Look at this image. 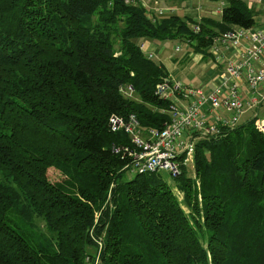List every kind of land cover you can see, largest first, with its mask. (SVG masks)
<instances>
[{"label":"trees","instance_id":"1","mask_svg":"<svg viewBox=\"0 0 264 264\" xmlns=\"http://www.w3.org/2000/svg\"><path fill=\"white\" fill-rule=\"evenodd\" d=\"M159 13L141 0H0V264H84L97 238L100 264H264L260 113L198 140L193 174L180 155L177 173L136 168L126 128L161 131L172 116L158 90L172 78L140 38L215 57L225 32L260 22L246 0L199 20Z\"/></svg>","mask_w":264,"mask_h":264},{"label":"built area","instance_id":"2","mask_svg":"<svg viewBox=\"0 0 264 264\" xmlns=\"http://www.w3.org/2000/svg\"><path fill=\"white\" fill-rule=\"evenodd\" d=\"M257 1L262 2L263 0ZM244 38L251 40V50L244 55L243 59L228 63L226 81L232 84L228 87V93L224 94L226 87L224 90L222 87H217L205 91L203 88L187 86L178 79H172L171 82L160 84L158 89L162 95L173 99L169 124L161 131L150 129L152 134L158 138L148 136L147 138L151 137L150 142L141 141L136 137L137 122L132 120L127 125L126 128L136 144L143 143V146H138L141 150L134 157L137 158L143 151H145V155L149 156L148 163L142 164L141 170L149 166L154 170L168 169L177 173L180 163L175 160V154L180 153L178 149H183L186 155L191 154L194 149L193 142L187 139L188 131L203 129V132L211 133L217 131L221 123L234 125L244 112L246 104L253 107L259 102L262 96L261 88L264 87V65H258L264 56V18L257 26L225 32L218 42H230L232 45L238 46ZM217 43L213 45L215 53L218 51ZM238 80L244 81L242 86L248 90V100L243 98L237 83ZM178 94H182L185 99H188V103H179ZM226 109L233 112L229 118H225L223 115ZM112 120L114 123H121L118 118L114 117ZM257 125L260 130L264 131V120L258 122ZM185 157L183 162L187 160ZM135 166L140 170V164H135Z\"/></svg>","mask_w":264,"mask_h":264},{"label":"crops","instance_id":"3","mask_svg":"<svg viewBox=\"0 0 264 264\" xmlns=\"http://www.w3.org/2000/svg\"><path fill=\"white\" fill-rule=\"evenodd\" d=\"M246 1L249 8L252 11H254L256 22H260L264 18V0L262 2H258L257 0H246ZM184 2L185 4L183 5ZM168 3L172 4L173 1L154 0L150 8H152L153 11L156 10L157 8H167L168 6H171V5H167ZM174 4L179 6L175 8ZM174 4H172L174 6V9L171 8L172 9L171 12H177L179 7H185L184 9L185 12L187 13L186 16L191 17L193 20H199L201 19L202 16L205 15V14L203 15L201 11L195 10L196 7H192V0L177 1L174 2ZM219 11L220 9H218L216 13H218ZM211 12H215V11H211L208 9L207 14ZM154 13L156 14L159 13V10L158 12L154 11ZM157 41H158L157 39L149 40L144 38H140L138 40V42L140 43V45L147 54H150L153 58L156 57L155 60L162 61L164 63L172 79H178L187 86H191L194 88L195 87L203 88L205 91L217 87H222L224 90L226 87L224 94L228 93V87L232 85L230 82L226 81V77L228 75V71L226 67L228 63L233 61H238L239 59H243L244 55L250 52L252 45V42L249 38H244L241 44L238 46H234L230 42L224 43L222 41H219L216 45L218 46V51L216 53L214 52V46H212L211 48L213 53L215 54V57L214 56L204 57L202 53L194 52L190 50L188 46L181 47V50H179L180 54L176 55L172 53L171 51L172 49L170 47H167L166 44L158 43ZM178 45L179 44H176V46ZM258 65L260 66L264 65V56L262 57V61L259 62ZM237 83L240 87L239 90L244 96V99L248 100L249 99L248 90L246 87L242 86L244 84V81L238 80ZM263 89L264 88L261 89V94L262 91H264ZM262 95L263 97L261 102L263 103L264 94ZM188 101H189L188 99H184V98L179 99V103H187ZM246 106L248 107V109H251V107L248 106L247 104ZM255 106L252 108H255ZM259 111H261V107H259V109L256 110L254 114L256 115L257 113H260ZM224 114L227 116V112H225ZM245 114L246 113L244 111L243 115L240 118V122H242L241 119ZM255 115H252L251 117ZM249 118H246L245 120Z\"/></svg>","mask_w":264,"mask_h":264},{"label":"rangeland","instance_id":"4","mask_svg":"<svg viewBox=\"0 0 264 264\" xmlns=\"http://www.w3.org/2000/svg\"><path fill=\"white\" fill-rule=\"evenodd\" d=\"M141 1H142V3L147 8H149L153 4V1L154 0H141ZM227 2H228V0H192V7H196L195 10L201 11V13H203V15L204 14H207L208 9L211 10V11H215V12H211V14L218 15V14H220L222 8L225 6V4ZM172 4H174V3H172ZM172 4L168 3L167 5H171V6H168L167 8H157L154 11L155 12H158V10H159V12H161V10H169V11H171L172 9H174V6ZM184 4H185V2L183 3V5ZM177 6H179V5H175V8H177ZM163 7H166V6H163ZM184 8L185 7H179L177 13L180 14V15H182V16H186L187 13L185 12V9ZM218 9H220V11L218 13H216V11ZM166 40H158L157 42L158 43H164V44H166L167 47H170L172 49L171 50L172 53H174L176 55L180 54L179 50H181V47L188 46L187 43H182L180 41L169 40V39H166ZM178 43H179V45L176 46V44H178ZM174 46L176 47V49H175ZM188 48L190 49V47H188ZM175 50H177L178 52L175 51ZM154 59H156V57ZM263 92H262V94H264ZM262 97H263V95L261 96L259 102L255 104L256 105L255 108H252L251 107V109H254V110L248 109V107L245 106L244 111H245L246 114L242 117L241 121H244L246 118H249L252 115H255L254 112L256 110H258L259 107H261V111H259L260 112V116L258 118V121L261 122V121L264 120V102L263 103L261 102L262 101ZM182 98H183V96H182ZM243 98H244V96H243ZM212 134H214V132H211V133H209L208 131H204L203 132V129H202V130H199V131H188V133L186 134V136H187L188 141L193 142V144L195 146V143L198 140H200L202 138H206V137L208 138V135H211L212 136ZM148 136H152V138H158L157 136H154L150 130L138 128V131L136 132V137H138L141 141L144 140V142L147 143V142H150L151 141L150 140L151 137L147 138ZM140 144L141 145H138V146H143V143L142 142H140ZM178 150L180 151V153L179 154H175V157H177L179 155L181 156V158L183 156H186L185 158H187V160L185 161V163H186L187 170H188L189 173H192L193 174V152H194V149L191 152V154H187V155H186V152L183 149H178ZM144 152L145 151L141 152L138 155V157L136 158V162H135V164H138V165L140 164V166H139L140 170H141V168L143 166L142 164H147L148 163L149 156L148 155H145ZM177 161H180V160H177ZM133 166H131V168L130 167L128 168L129 171H130V173L131 172L134 173L135 170H136V169L133 168ZM145 169H146V171L148 170L150 172L155 171L154 168H151L149 166L144 167V169H142V170L145 171ZM157 171H160V170H157ZM49 173L53 177H58L57 171L55 169H53V168H51L49 170ZM161 174L165 178H167L168 180H171V181L174 180V178L172 177V175L168 171H166V170H161ZM44 223H45L44 218L42 216H37L36 219H35V221L33 222V224H31V226L33 227L34 232L38 236H42V234H46L47 236H49V234H50L47 231V229L44 227ZM92 236H94V235H92ZM95 241L97 243L95 247L98 248V251L95 254H91V255L87 256L84 264H100V260H99V257H98L99 256L98 255V253H99V245H98V242H97V241H99L98 238Z\"/></svg>","mask_w":264,"mask_h":264},{"label":"bare ground","instance_id":"5","mask_svg":"<svg viewBox=\"0 0 264 264\" xmlns=\"http://www.w3.org/2000/svg\"><path fill=\"white\" fill-rule=\"evenodd\" d=\"M157 172V171H156Z\"/></svg>","mask_w":264,"mask_h":264}]
</instances>
